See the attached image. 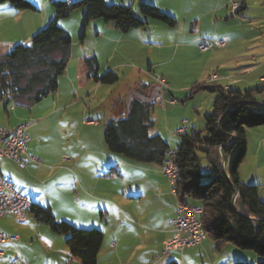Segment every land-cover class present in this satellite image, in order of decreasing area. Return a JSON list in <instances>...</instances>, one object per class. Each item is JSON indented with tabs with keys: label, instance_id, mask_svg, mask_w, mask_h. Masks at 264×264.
Here are the masks:
<instances>
[{
	"label": "crops",
	"instance_id": "crops-1",
	"mask_svg": "<svg viewBox=\"0 0 264 264\" xmlns=\"http://www.w3.org/2000/svg\"><path fill=\"white\" fill-rule=\"evenodd\" d=\"M37 1H30L36 8V11L32 12L37 19L36 23L28 28L27 33L22 31L25 26L20 24L26 12L18 11L7 3L0 4V32L9 29L17 34L15 37L17 39L13 41L3 45L0 42V59L12 45L28 42L32 35L53 19L55 13L53 8H49L50 0H39L36 3ZM104 1L108 5L117 3L115 0ZM142 1L132 0V4L138 3L139 7L143 4ZM230 1L233 0H225L223 5L214 7L212 12L215 14L220 12L227 14L229 10L231 12ZM239 4L240 7L234 15L244 12L243 19L253 16V20H257L258 24H249V27L250 25L258 27L249 29L246 28V24H237L238 28L225 29L221 34L219 32L201 34L200 24H190L175 31L159 24H144L121 32L110 24L104 22L101 24L94 20L91 25L96 28L97 36L106 38L112 44V50L106 56L102 53L99 55L96 51L89 55H78L71 48L67 67L58 80L56 93L29 108L14 106L12 103L4 106L0 103V129H10L24 122H35L27 129L29 142L25 153L21 155L26 162L25 166L21 168L11 160L2 159L0 175L10 181L18 193L29 198L31 205L48 208L57 221L69 223L78 229H97L96 226L103 219V199L99 193L102 190L103 178L113 172L114 176H121L123 170L129 174H137L136 182H126L122 185L121 197L118 196L122 201H114V214L122 218L126 212L124 207L138 209L131 214L127 212L132 222L128 221L129 225L120 223L119 229L114 231V240L110 235L107 244L101 245L97 264H151L150 259L147 258V254L151 251H155L154 254L157 255L154 260L159 261L154 263L162 262L163 264L165 259L162 255L163 242L173 232L177 199L170 192L167 179L159 165L140 164L127 160L120 155L111 154L99 143L97 148H89L91 161L87 164L88 151L85 149L79 151L81 150V146L77 144L79 128H76V125L85 128L86 135H89L88 129L98 132V141L102 140L105 127L101 128L99 122L84 123L85 120H89L84 115L92 105L87 107L90 102L89 96L103 89L101 84H96L87 77L84 59L94 56L100 66V75L107 72L106 70L113 71L115 74L120 73L129 78V86H132L124 96L115 94L116 90L114 97L104 95L103 105L109 104L111 109H114V117L109 111H104L105 125L111 120L109 118L121 119L126 116L133 98V90L148 91L155 85L150 75H159L165 79L169 89L162 91V101L159 103L162 106L157 109L155 104L150 110V117L153 120L151 132L160 135L167 142L170 150L174 151L179 141V133L195 129L197 124L200 126L203 124L204 128L205 123L204 118L202 123L197 122L199 111L196 108L195 114L189 118L176 117L175 111L178 107L174 95L188 90V86L181 88L180 91H174V76L165 70L168 62L178 56L184 61L191 58L199 60L202 66L198 75L194 74L196 70H192V73L183 71L182 76L183 79L191 77L195 83H205L208 88L219 87L245 92L263 85L264 0H239ZM254 11L260 19L252 15ZM78 13H80L78 16H82L84 11L80 10ZM4 15H11L14 24H9V27L1 26ZM67 21L59 20L58 25L69 32ZM200 38L207 41L224 40L226 46L223 49H210L201 53L198 51L197 42ZM168 42L169 46L174 45L170 58H166L170 56L166 50ZM113 60L114 63L110 65ZM211 74L216 76L212 82L208 81ZM138 76L146 77L148 82L140 81ZM165 92L168 97L164 101ZM207 92L210 96L203 117L211 112L215 99V93L211 90ZM110 99L111 103H109ZM255 99L259 106L264 105V94L255 96ZM57 124L66 126L65 133L54 132ZM74 132L75 135H73ZM246 143L247 152L239 167V178L244 184H255L258 196L264 202V126L248 129ZM109 168L110 170L106 172ZM206 170L208 171V168ZM27 216L28 220L24 223H19L12 215L0 216V230L18 238L16 247L26 262L28 264H64L66 260V263H69L66 236L53 233L46 225L34 219L29 211ZM135 226L141 230H135ZM136 242L139 244L135 245ZM211 243H213L211 239L205 237L198 246L184 250V262L191 256L185 251L194 250L201 256L216 252L217 249ZM230 245L232 244L222 246L228 263L240 261L245 264H258L259 259L253 252L243 251ZM0 250L3 251L0 264H9L13 259V248L8 244H0Z\"/></svg>",
	"mask_w": 264,
	"mask_h": 264
},
{
	"label": "trees",
	"instance_id": "trees-1",
	"mask_svg": "<svg viewBox=\"0 0 264 264\" xmlns=\"http://www.w3.org/2000/svg\"><path fill=\"white\" fill-rule=\"evenodd\" d=\"M5 3L18 11H36L30 0H0V4ZM49 3L55 10L53 19L32 35L28 43L12 46L0 59V103L4 106L12 103L29 108L56 93L71 49V37L58 21L69 17L76 9L84 11L80 41L93 20H102L121 32L144 25L137 14L170 28L176 24L174 18L147 4L140 5L136 12L131 7L108 5L104 0H50ZM84 65L87 77L94 83L114 85L118 82L113 71L100 75V66L94 56L85 58ZM205 90L215 93V99L211 112L203 117L204 130L192 128L179 133L173 151L177 169L175 197L183 204L202 208L199 221L217 250L232 244L240 250L253 252L259 259L258 264H264V202L258 196L257 186L242 183L238 174L247 152L246 131L264 126V109L255 99L264 94V84L245 92L195 84L189 90V98ZM151 108L152 105L134 101L124 118L106 123L104 143L111 154L140 164L163 165L170 148L160 135L151 132ZM220 148L226 158L228 179L222 172ZM234 150L228 163L227 158ZM202 160L208 168L205 174L200 171ZM28 211L53 233L66 236L70 259L80 264H97L102 231L78 229L57 221L48 208L36 204ZM167 264L178 263L170 261Z\"/></svg>",
	"mask_w": 264,
	"mask_h": 264
},
{
	"label": "rangeland",
	"instance_id": "rangeland-1",
	"mask_svg": "<svg viewBox=\"0 0 264 264\" xmlns=\"http://www.w3.org/2000/svg\"><path fill=\"white\" fill-rule=\"evenodd\" d=\"M31 1V0H30ZM37 1V0H35ZM39 1V0H38ZM38 1L36 3H38ZM60 1H67V0H60ZM75 1V0H73ZM117 1L116 5H123L126 7H131L134 11H138V3L137 4H132V0H115ZM124 3H121V2ZM136 1V0H135ZM72 2V1H70ZM233 2H236L239 4V0H233L232 2L230 1V3L232 4ZM143 5H152V6H156L162 13L174 18L176 20V26L169 29L172 31L175 30H179L182 27L185 26H189L190 24H200V32L201 34H211V33H215V32H219L220 34L223 33L225 31V29L231 28V29H236L238 28L237 24H246V28H256L258 26H252L249 24H258L256 23L257 20H253V16L252 17H248L246 19H243L242 15L244 14V12H241L240 15H234V13L230 10L227 11V14H223L224 12H220L219 14H215L213 13L212 9L214 7L217 6H221L225 3V0H143L142 1ZM50 4V3H49ZM230 4V6H231ZM109 5H115V4H109ZM240 6V4H239ZM49 8H53L51 5L49 6ZM54 10V9H53ZM80 10L82 9H76L74 11L71 12V14L69 15V17H67L65 20H68V25H69V35L71 37V48H73V52L78 55H82V54H86L89 55L93 52H97L99 55H101V53L103 54V56H106L108 52H110V50H112V44H110L106 38L102 37V36H97V30L96 28H94L93 23L90 22L89 26L86 28L85 30V37L82 41L79 40L80 38V33H81V29H82V18L83 15H79ZM26 12L24 17L20 20V24L25 26L23 28V32L27 33L28 32V28L32 26V24L36 23V15L33 14L32 11H24ZM55 13V10H54ZM252 15H254V17H256L257 19H260L258 16H256L255 11L252 12ZM137 17L144 22V24H159L160 26H163L164 28H168L166 27L163 23L156 21V20H152V19H146L140 16V14H137ZM94 21V20H93ZM98 22H100L101 24H104L103 21L101 20H97ZM9 24H14V22L12 21L11 15H4L3 16V20L1 22V26H7L9 27ZM215 24V25H213ZM111 26V24H110ZM248 26V27H247ZM43 29V28H42ZM17 36V34L15 32H13L12 30L6 29L2 32H0V42H2L1 45L8 43L10 41H13L17 38H15ZM23 43V42H22ZM24 43H28V42H24ZM178 43V42H176ZM175 43V44H176ZM0 45V46H1ZM171 45V44H170ZM6 46V45H5ZM14 46V45H12ZM73 46V47H72ZM168 48L167 53L170 54V56L166 57V58H170L171 57V51H173L174 49V45L172 44L171 46H169V42H168ZM1 48V47H0ZM170 49V50H168ZM223 49V48H221ZM199 51V50H198ZM71 52V49H70ZM204 53V52H201ZM92 57V55L90 56ZM89 57V58H90ZM106 59V58H104ZM114 63L113 62L110 63V65ZM201 63L199 62V60H195V58H191L187 61H184V59H180V57L178 56L177 58H175L174 60L168 62V65H166L165 70L168 71V73L172 74V76H174V91H180L181 88L183 87H187L188 86V90H183V92L179 93V94H173L176 101H177V107L178 109L175 111L176 113V117L178 116L179 118H189L191 116H193L194 113V109L196 108L199 111V118L197 119V122L200 123L203 120V112L205 111V108L207 106V100L209 98V93L207 92V90L205 91H200L197 92L195 95L192 96V98L190 97V89L193 87V85L195 84H199L200 82H193L191 77H186L185 79H183L182 76V72L183 71H188L191 72L192 70H196L197 72H194L195 75H198V73L201 70ZM179 68H181V70H179ZM108 71V70H106ZM181 72V73H177V72ZM114 73V72H113ZM192 73V72H191ZM119 78V81L114 84V85H102V90L100 92L94 93L92 95L89 96V104H87V107L91 105V108L88 109L87 114L84 115V117H87L91 122H99L101 128L104 129L105 127V114L104 111H109V113L111 115H113L112 117H114V109L110 107L109 104H107L108 106L103 105L102 102H104V95L105 97H109L110 95H113L114 97V91L116 90L115 94H119V95H126V93L129 91V89L132 86H129V78H126L125 76H123L120 73L116 74ZM140 81H144L145 83L148 82V79L146 77L143 76H138L137 77ZM136 78V79H137ZM201 84V83H200ZM168 94L167 92H165L163 94V99L164 101L167 100ZM111 103V99L110 102ZM184 104V105H183ZM262 105V104H261ZM162 106V104H157L156 108L160 109ZM86 107V108H87ZM262 109H264V105L261 106ZM87 110V109H86ZM177 117V118H178ZM109 119H114V118H109ZM202 123V122H201ZM65 127L64 125H58L54 127V132L55 133H65ZM76 128H79V131L77 132L79 136H77L78 139V143L79 146H81V150H87V164L88 162L91 161V153L90 149L91 147H98V143L101 144L102 146H104V148L106 150H108V148L106 147L105 143H104V134H103V138L102 140L98 141V132L95 133L94 131L89 130V135H86L85 131L86 129L83 127H80L79 125H76ZM195 130L197 131H203V124L198 125L195 127ZM75 135V132L74 134ZM109 151V150H108ZM84 152V151H83ZM235 153V150L232 152V154L227 158V162L229 163L232 159L233 154ZM85 154V153H84ZM85 156V155H84ZM114 167V164H113ZM207 165L206 162L204 160H202L201 162V166H200V171L205 174L207 173ZM110 168L107 171H109ZM126 170H123V173L121 174V176H114V172L111 174H108L105 178H103V181L101 182V186H102V190L99 191L100 196L102 202H103V206H102V212H103V219L100 222V224H98L97 229H99L100 231L102 230L103 232V241L102 244L104 243V246L107 244L110 235H112V239L114 240V231H116V229H119L120 223H123L124 225H129L130 222H132L130 220V218L128 217V213L129 212L131 214V212L133 213L134 211H136L135 207H124L125 209V214L122 216V218L120 217V215H115L114 214V201L117 202H121L122 199H120L121 197V188H123V184L126 182L129 183H134L137 181V174H129V172H125ZM130 175V176H129ZM246 185H255L253 183H247ZM120 196V197H118ZM121 200V201H119ZM108 203V204H105ZM131 210V211H130ZM107 212V213H106ZM129 220H127V218ZM121 219H125V220H121ZM130 221V222H128ZM93 227V226H92ZM95 227V226H94ZM135 230L140 231L141 229L138 228L137 226L134 227ZM92 229V228H91ZM84 230H89V229H84ZM210 242V241H209ZM139 243H135V245H137ZM213 244V243H211ZM214 246V245H213ZM230 246H234V245H230ZM216 252L214 253H205V254H196V252L194 250L189 251H185L186 254H189L191 256H189L186 261L184 262V253L183 252H174V253H170L167 254L165 256L164 262L163 264H167L169 261H176L179 264H233L234 262H229L228 263V259L225 255V253L223 252L224 250L222 249V247L219 249V251L217 252V250H215ZM155 251H151L150 253H148V257L151 261V264L154 263V261L159 262L157 260H154V257L157 256L154 254ZM146 255V254H145ZM12 256L14 257L15 255ZM186 258V257H185ZM68 259V258H66ZM70 262L66 263V260L64 262V264H79L78 261L73 259H69ZM231 260V258H230ZM240 262V261H239ZM154 263V264H156ZM242 263V262H241ZM158 264H162L158 263Z\"/></svg>",
	"mask_w": 264,
	"mask_h": 264
},
{
	"label": "built area",
	"instance_id": "built-area-1",
	"mask_svg": "<svg viewBox=\"0 0 264 264\" xmlns=\"http://www.w3.org/2000/svg\"><path fill=\"white\" fill-rule=\"evenodd\" d=\"M239 4L233 2L231 11L235 13L239 9ZM198 50L207 52L210 49H221L226 46L224 40L198 39ZM152 82L161 88V91L168 90V84L165 79L159 75H150ZM216 79L215 74H211L208 81ZM264 83V79L262 80ZM35 122H24L13 128L0 129V155L4 159L11 160L19 167L23 168L26 162L21 158L25 153L26 146L29 142L27 129L30 124ZM84 123H91L85 120ZM174 152L170 150L163 165L161 166L162 174L166 177L170 192L175 195L174 184L176 179V166L173 162ZM35 161L34 158H32ZM31 207L29 198H19L18 192L10 188V183H4V178L0 176V216L12 215L19 223L28 220V210ZM202 208L198 206L183 204L177 200V209L175 219L173 220L172 235L163 242L162 255L166 256L172 252H183L198 246L205 239L206 234L199 228V215ZM18 238L9 236L0 230V244H8L13 248L14 257L9 264H28L23 258L21 252L16 247ZM3 257V251L0 250V258Z\"/></svg>",
	"mask_w": 264,
	"mask_h": 264
},
{
	"label": "water",
	"instance_id": "water-1",
	"mask_svg": "<svg viewBox=\"0 0 264 264\" xmlns=\"http://www.w3.org/2000/svg\"><path fill=\"white\" fill-rule=\"evenodd\" d=\"M132 97L133 98L131 99V103L134 101H140L143 104L155 105V104H159L162 101V91L158 85H154L151 86L148 91H144L142 89L133 90ZM230 138L232 140V136H230ZM220 156H221L222 172L224 176L228 179L227 171H226V158L222 151V148H220Z\"/></svg>",
	"mask_w": 264,
	"mask_h": 264
},
{
	"label": "bare ground",
	"instance_id": "bare-ground-1",
	"mask_svg": "<svg viewBox=\"0 0 264 264\" xmlns=\"http://www.w3.org/2000/svg\"><path fill=\"white\" fill-rule=\"evenodd\" d=\"M263 84H264V83H263ZM2 159H4V157H2V156L0 155V160H2ZM176 173H177V169H176ZM0 176H1V175H0ZM4 183H10V188H13V189H14L13 184H12L10 181L4 179ZM18 197H19V198H27V197L21 195L20 193H18ZM198 207H199V206H198ZM199 208H201V207H199ZM199 228H200L201 230H203L200 221H199ZM203 231H204V230H203Z\"/></svg>",
	"mask_w": 264,
	"mask_h": 264
}]
</instances>
